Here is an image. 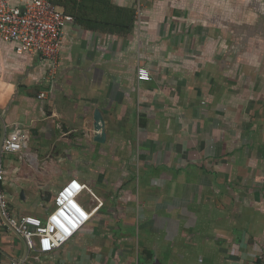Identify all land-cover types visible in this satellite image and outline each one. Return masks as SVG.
I'll return each instance as SVG.
<instances>
[{
	"label": "crops",
	"instance_id": "1",
	"mask_svg": "<svg viewBox=\"0 0 264 264\" xmlns=\"http://www.w3.org/2000/svg\"><path fill=\"white\" fill-rule=\"evenodd\" d=\"M104 3L98 18L125 23L133 11L132 28L71 14L56 70L0 43L11 214L46 219L70 180L91 189L78 197L87 210L101 202L49 253L0 220V264H263L264 2ZM140 67L151 80L138 79ZM17 126L27 146L3 151Z\"/></svg>",
	"mask_w": 264,
	"mask_h": 264
},
{
	"label": "built area",
	"instance_id": "2",
	"mask_svg": "<svg viewBox=\"0 0 264 264\" xmlns=\"http://www.w3.org/2000/svg\"><path fill=\"white\" fill-rule=\"evenodd\" d=\"M72 21L74 16L51 0H0V43L15 42L19 54L43 57L56 70L64 49L65 29ZM137 75L140 81L151 80L150 71L144 67L138 69ZM40 97H45V93H41ZM28 140V132L17 126L4 139L2 149L5 152H20L27 146ZM5 175L4 166L0 163V220L23 237L29 250L49 253L62 247L101 205L99 200L95 210H87L78 201L87 185L70 180L57 192L54 209L46 219L33 215L15 216L10 212L3 188Z\"/></svg>",
	"mask_w": 264,
	"mask_h": 264
},
{
	"label": "trees",
	"instance_id": "3",
	"mask_svg": "<svg viewBox=\"0 0 264 264\" xmlns=\"http://www.w3.org/2000/svg\"><path fill=\"white\" fill-rule=\"evenodd\" d=\"M54 4H57L56 1L51 0ZM100 1V2H97ZM103 3L104 6H107L104 3V0H59L60 5H62L65 8V12H68L69 14H72L76 17H78L79 19H81V21L85 22L84 20H86V17H91V15H95L96 18H92L95 20L90 19L92 22H94L97 25H89V26H100V27H104V26H118L120 28H122V30L119 31H129L134 23V13L133 11L130 12L128 15V21L125 23H120V22H113V23H104L105 19H100L97 17V15H99L98 12V8L97 5ZM103 10L107 11L108 13H112L111 16L114 14V12L116 11L114 8L109 7V8H102ZM100 10V9H99ZM100 23H99V22Z\"/></svg>",
	"mask_w": 264,
	"mask_h": 264
},
{
	"label": "water",
	"instance_id": "4",
	"mask_svg": "<svg viewBox=\"0 0 264 264\" xmlns=\"http://www.w3.org/2000/svg\"><path fill=\"white\" fill-rule=\"evenodd\" d=\"M95 119V130H97V134L95 135V140L102 142L106 140L107 134L105 132V123L104 118L99 109L95 110L94 114ZM62 130L64 131L65 128L63 127Z\"/></svg>",
	"mask_w": 264,
	"mask_h": 264
}]
</instances>
